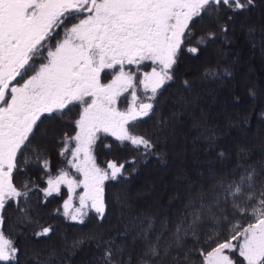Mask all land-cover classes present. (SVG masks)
<instances>
[{"label": "snow or ice", "instance_id": "snow-or-ice-1", "mask_svg": "<svg viewBox=\"0 0 264 264\" xmlns=\"http://www.w3.org/2000/svg\"><path fill=\"white\" fill-rule=\"evenodd\" d=\"M253 0H0V264H18L20 249L5 235L3 215L9 202L25 212L31 181L18 187L14 173L35 163L47 174L45 197L61 195L67 188L63 215L69 216L73 200L78 201L70 218L83 224L89 213L106 216L104 182L123 174L125 163L97 162L95 147L101 136L127 142L138 152L149 154L151 140L135 134L136 122L154 114L159 90L173 79V69L183 51L193 55L205 42L196 37L193 26L213 13L226 9L240 12ZM230 18V17H229ZM227 31V29H222ZM209 40L215 33H207ZM195 44L196 46H192ZM147 69V70H146ZM210 74V73H209ZM186 88L188 81H184ZM142 86L148 102L136 104V89ZM132 89V106L121 111L120 97ZM79 110L74 135H65L60 156L70 175L61 168L51 176L50 161L26 153L39 131L42 117L64 119ZM105 147H111L106 144ZM223 155V153H221ZM20 157V159H18ZM135 163V161H131ZM238 167H243L238 165ZM248 166L220 180L208 193L190 192L188 211L169 229L163 219L157 229L149 218L141 229L144 240L142 264H156L173 247H182L186 237L199 240L198 230L210 223L208 249L194 247L200 264H264V179ZM259 184V187L257 185ZM77 189L81 191L77 192ZM241 218H250L245 224ZM39 228L37 238L48 236L51 226L25 217ZM228 224V235L220 239V227ZM171 231L161 249L160 241ZM111 250L105 259L112 264ZM184 259L188 260L185 254Z\"/></svg>", "mask_w": 264, "mask_h": 264}, {"label": "trees", "instance_id": "trees-1", "mask_svg": "<svg viewBox=\"0 0 264 264\" xmlns=\"http://www.w3.org/2000/svg\"><path fill=\"white\" fill-rule=\"evenodd\" d=\"M192 30L196 37L203 36L205 42L198 46L199 52L195 55L186 50L180 54L173 69V79L159 90L156 100L153 101L154 114L139 119L133 129L135 134L152 141L154 147L151 152L149 154H144L143 150L138 152L127 142L121 145L111 136H101V140L96 144L94 154L99 164L103 166L107 161L114 160L126 165L123 174L116 180L104 182L107 211L103 220L96 218L94 213H89L83 224L73 221L70 216L78 203L75 199L69 216L65 217L63 202L67 199L66 187H62L66 190H63L65 192L63 193L61 189V195L45 197L41 189L47 187L45 183L47 174L35 163L22 165L23 171L14 173V183L18 187L23 181L29 180L33 189L24 205L25 212L17 211V206L13 202H9L3 212L5 235L20 249L18 264H108L105 259L106 250L113 253L112 264H142L143 260L148 259L144 252L140 251L141 246L145 247L141 237L142 227L151 218L158 229L160 221L167 219L171 229L176 219L188 211L185 202L190 195L177 196L178 202H175L167 212L161 213L159 208L167 203L170 191L163 190L155 201H147L134 193L139 190L145 176H150L149 172L172 168L171 150L181 142H191L192 137L185 135L188 132L192 134L195 132V136H198L197 141L192 140V147L195 146L193 154L202 156L207 154L218 162H227L225 174L219 165L212 166L208 172L212 177L203 187H193L191 192L208 193L218 181L230 180L234 172L239 173L248 166L256 168L260 173L258 181L264 179V147L260 150H245L239 157L234 155L230 157L227 138L218 136L219 125L225 120L230 122V127H238L243 131H254L260 125H264V83L260 81L258 85L248 86L245 79L239 76L243 70H239L242 68L241 63L246 64L249 49L261 60L264 68V0H253L250 6L240 12L233 13L221 9L213 13L211 19L205 18L195 23ZM209 32L215 33L214 39L207 38ZM193 78L197 79L196 83ZM186 80L189 83L188 88L184 85ZM205 89L209 91L215 89L222 98H231L237 113L227 110L216 119L209 118L206 123H201L202 127L192 132L190 128L196 123L199 112L191 108L189 101L193 95ZM130 91L120 97L119 102L122 105L129 101ZM136 92L141 102H148L146 98L151 93H145L141 86ZM78 115L77 108L64 119L53 121L42 117L41 121H38L39 131L31 138V148L35 149V152L26 155L34 159L36 153L42 154L51 162L50 174L53 177L61 168L68 169L73 176L77 175L74 169L68 168L59 153L63 137L75 134L74 120ZM257 132L255 142H264V131ZM52 133L54 136L51 137ZM179 133L183 138L177 135ZM208 143L211 144V148H207L201 154L198 149ZM106 144L111 147H105ZM227 157L229 160H226ZM133 160L135 163H131ZM187 166L189 168L192 165L187 161ZM188 173L191 175L189 171ZM79 191L81 189H77V192ZM117 210L122 212L120 217ZM26 216L39 220L43 226L50 225L52 232L48 236L37 238L35 233L39 228L29 224ZM249 220L250 218H241L240 223L246 225ZM228 228V224L220 227V239L228 235ZM210 229V223L202 224L198 230V241H194L191 236L186 237V244L171 248L167 255H161L156 264H173L172 259L176 264H192L193 261L194 264H200L198 252L189 249L194 247L208 249L211 244L206 242V237ZM170 237L171 231L164 234L160 241L161 249ZM26 243H29L32 252L30 256L25 257ZM185 254L188 255L187 261L184 259ZM164 256H167V259L163 260Z\"/></svg>", "mask_w": 264, "mask_h": 264}, {"label": "rangeland", "instance_id": "rangeland-1", "mask_svg": "<svg viewBox=\"0 0 264 264\" xmlns=\"http://www.w3.org/2000/svg\"><path fill=\"white\" fill-rule=\"evenodd\" d=\"M249 56L246 58V64L241 63V67L239 70L243 69L239 76L240 78L245 79V84L249 85H256L258 82L264 83V68L261 63V60L256 57L251 49H249ZM217 56V54H216ZM262 67H261V66ZM240 67V65H239ZM238 67V68H239ZM262 68V69H261ZM147 70V69H146ZM194 82H197L196 78H193ZM258 85V84H257ZM233 85H231L232 87ZM142 87V86H141ZM233 88V87H232ZM131 89H129L130 91ZM131 92V91H130ZM132 97H130L129 101L126 102L124 105H122L119 101L117 103L118 109L121 111L126 110V108L132 106ZM141 103L139 100V97L137 96L136 104L138 105ZM189 104L191 108H193L195 111H198V116L196 117V123L191 126L190 131H196V129H200L201 123L204 124L207 122V120L210 119H216L218 116L225 114V111L230 112H236V107L232 104L231 98H222L219 93L215 89L212 90H203L200 92H197L191 100L189 101ZM128 105V106H127ZM127 106V107H126ZM241 122V121H240ZM229 121H223L219 125V138L226 137L227 143H228V152L229 156H235L239 157L242 152L245 150H260L262 147H264V142H255V138L257 137V130H263L264 131V125H260V127H257L254 131H243L239 129L238 127H230ZM198 129V130H199ZM183 138L182 134H177ZM186 137L190 136L191 142H181L178 146H174L171 150V159H172V168H169L168 170L161 169L160 171L154 170L153 172H149L150 176H145V179L143 183L141 184L138 191H136L134 194L137 196H142L143 198L147 199V201H155V198L161 193L163 190L170 191V197L168 198L167 203L164 206H160L159 210L161 213H165L168 210L171 209L173 204L175 202L177 203V196H185L189 195L193 189V187L201 188L204 186V184L209 180L210 177H212L211 174H209V170H211V167L214 165H219L220 168L223 169V174H225L224 169L226 165L225 162H218L213 157L204 154L203 156L198 154L195 155L192 153L194 150V147H192V140L193 142L197 141L198 136H195L192 133H186ZM54 136V133L51 134V137ZM59 138V137H57ZM53 139V138H52ZM205 145V144H204ZM211 144L208 143V145H205L202 148V145L200 147L199 152L202 154L207 150V148H211ZM197 147V146H196ZM203 151V152H202ZM188 156V158H187ZM228 156V157H229ZM227 157V158H228ZM187 158L188 164L192 165L189 168H187V161L185 160ZM226 160H229L226 159ZM188 171L191 173L189 175ZM70 175H72L71 172H69ZM221 173V174H222ZM204 176H203V175ZM222 174V175H223ZM168 176V177H167ZM63 185H61L62 192L65 193L64 188H62ZM64 190V191H63ZM73 206H74V200H73ZM78 206V203L75 207ZM74 207V209H75ZM73 209V211H74ZM117 214L119 217L121 216L122 212L121 210H117ZM132 240V238H131ZM130 245V244H129ZM144 246H141L140 251L141 253L144 252ZM32 252L31 246L29 243L25 244V250H24V256H30ZM164 259H167V256H164ZM173 264L174 259L171 260ZM200 263V262H199ZM185 264V263H183ZM194 264V261L192 262Z\"/></svg>", "mask_w": 264, "mask_h": 264}]
</instances>
